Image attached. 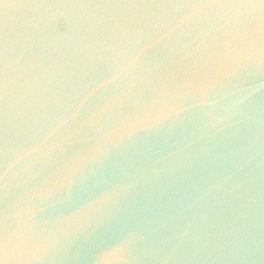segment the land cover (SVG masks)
Here are the masks:
<instances>
[{"label":"water","instance_id":"1","mask_svg":"<svg viewBox=\"0 0 264 264\" xmlns=\"http://www.w3.org/2000/svg\"><path fill=\"white\" fill-rule=\"evenodd\" d=\"M0 264H264V0H0Z\"/></svg>","mask_w":264,"mask_h":264}]
</instances>
